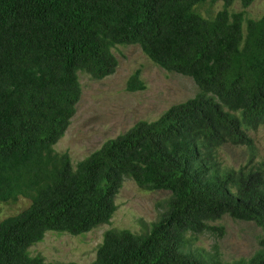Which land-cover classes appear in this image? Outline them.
Segmentation results:
<instances>
[{"label":"trees","instance_id":"1","mask_svg":"<svg viewBox=\"0 0 264 264\" xmlns=\"http://www.w3.org/2000/svg\"><path fill=\"white\" fill-rule=\"evenodd\" d=\"M0 0V201L29 199L0 219V264L44 260L28 246L46 230L78 234L109 223L122 180L168 191L146 228L107 227L84 264H264V158L248 130L264 123V7L252 0ZM206 3L207 6L200 10ZM116 44H137L159 67L188 75L191 96L153 119H136L72 162L53 144L80 94L78 72L111 73ZM136 66L124 88L145 83ZM243 145L244 162L222 163ZM223 215L259 227L248 256L222 260L193 244L222 233Z\"/></svg>","mask_w":264,"mask_h":264},{"label":"rangeland","instance_id":"2","mask_svg":"<svg viewBox=\"0 0 264 264\" xmlns=\"http://www.w3.org/2000/svg\"><path fill=\"white\" fill-rule=\"evenodd\" d=\"M221 1L211 4L219 8ZM207 6L204 3L203 7ZM231 7L241 8L238 0ZM264 0H252L244 7L247 16H259ZM117 64L114 70L102 78H91L86 72H78L80 94L75 111L63 134L53 144L57 151L67 150L71 161L86 155L103 139L125 130L136 119H153L169 104L191 96L197 86L188 75L165 70L144 55L137 44H116L111 48ZM139 66L145 83L141 90L124 88L128 74ZM252 137L256 158H264V123L248 130ZM219 160L236 167L245 161L247 150L243 145L226 144L218 150ZM163 189H144L131 178H124L114 196L116 207L109 223L98 224L87 231L71 234L67 231L46 230L41 239L28 246L30 254H40L44 260L76 261L79 264L94 258L95 247L107 227L128 228L139 232L147 227L161 209L160 203L167 196ZM29 199L19 195L16 200L0 201V219L26 206ZM222 225V233L204 231L195 234L192 242L205 251H216L222 260L248 256L256 246L259 227L252 221L236 220L228 215L211 221Z\"/></svg>","mask_w":264,"mask_h":264}]
</instances>
